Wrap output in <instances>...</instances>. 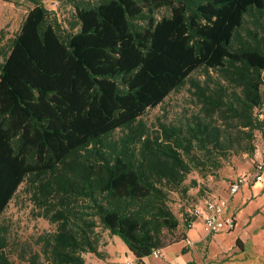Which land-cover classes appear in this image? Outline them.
<instances>
[{"label":"trees","instance_id":"trees-1","mask_svg":"<svg viewBox=\"0 0 264 264\" xmlns=\"http://www.w3.org/2000/svg\"><path fill=\"white\" fill-rule=\"evenodd\" d=\"M27 1L34 7L0 64V220L23 182L36 177L43 193L88 200L137 264L186 240L197 216L183 210L180 229L168 202L187 194L194 142L213 152L233 141L201 118L185 124V138L166 125L163 138H153L140 118L189 81L208 106L238 116L225 97L227 87H240L242 104L259 107L264 44L237 45L236 36L248 14L264 11V0H68L79 28L67 41L44 0ZM164 8L170 14L158 18ZM200 70L217 74L214 88L194 79ZM247 121L240 126L253 125L252 114ZM60 215L55 232L19 250L22 262L87 264L83 255L96 252L87 231L94 222ZM8 246L0 224V264H15Z\"/></svg>","mask_w":264,"mask_h":264},{"label":"rangeland","instance_id":"rangeland-1","mask_svg":"<svg viewBox=\"0 0 264 264\" xmlns=\"http://www.w3.org/2000/svg\"><path fill=\"white\" fill-rule=\"evenodd\" d=\"M44 3L51 13L50 21L56 25L59 36L67 41L79 28L73 7L68 0H44ZM33 7L27 0H0V64L9 55L24 18ZM169 14L168 8L161 9L158 18ZM255 38L261 39L264 44V11H255L253 15L246 16L236 36L237 45L242 40L253 41ZM193 77L202 85L210 83L212 88L215 87L213 81L218 80L213 71L200 70ZM262 78L263 100L252 111L242 104V88L227 87L226 102H232L235 108H240L237 114L240 118L225 106L218 109L203 104L190 81L173 91L160 105L148 109L140 118L147 133L153 138L163 136L164 125L169 130L178 131L185 138V124H192L194 118H201L212 128H219L228 138L227 143L233 141L225 151L218 149L213 152L194 142L190 153L196 158L190 162L191 173L184 183L188 186L187 194L185 197L169 195L168 204L181 221L180 229L184 226L183 210L193 214L196 209L204 206L208 198L228 196L232 181L240 175L253 173L257 164L264 165V72ZM251 114L255 119L254 124L240 126L243 122H248ZM121 135L118 131L112 139L118 140ZM183 154L185 155V151ZM255 186L245 184L230 200V212L235 215L237 224L235 230L225 233L230 234L227 236L228 243L232 242V238L236 239V235H241L237 239L243 240L249 251L258 252L264 251V184L259 189ZM61 213L72 220L87 219L94 222L95 225L87 231L94 239L96 252L83 255L87 264H137L129 259V250L122 239L103 228L88 200L74 195L43 193L40 180L36 177H28L23 182L0 220L8 240V251L15 264H25L18 258L22 247L32 246L40 235L58 229L63 222L59 219ZM68 228L74 229L71 224Z\"/></svg>","mask_w":264,"mask_h":264},{"label":"crops","instance_id":"crops-1","mask_svg":"<svg viewBox=\"0 0 264 264\" xmlns=\"http://www.w3.org/2000/svg\"><path fill=\"white\" fill-rule=\"evenodd\" d=\"M263 184L258 183L255 188H262ZM186 236V240L162 249L161 257H146L142 264H264V251H249L243 240L240 246L237 245V238L241 235H236V239L232 238V242L228 243L227 236L230 234L210 233L202 219L193 223ZM129 259L137 262L130 250Z\"/></svg>","mask_w":264,"mask_h":264},{"label":"built area","instance_id":"built-area-1","mask_svg":"<svg viewBox=\"0 0 264 264\" xmlns=\"http://www.w3.org/2000/svg\"><path fill=\"white\" fill-rule=\"evenodd\" d=\"M264 183V165L257 164L253 173L240 175L229 185L228 196H213L205 201L202 208L195 210L197 218L203 220L210 233L232 232L236 227L235 215L230 212V200L245 184ZM193 226V224H192ZM192 244V242H188ZM161 250H154L153 257H161Z\"/></svg>","mask_w":264,"mask_h":264}]
</instances>
